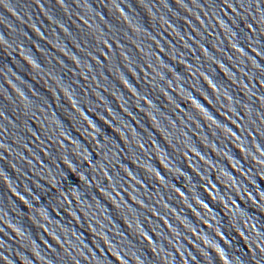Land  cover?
Returning <instances> with one entry per match:
<instances>
[{
	"label": "water",
	"instance_id": "95a60500",
	"mask_svg": "<svg viewBox=\"0 0 264 264\" xmlns=\"http://www.w3.org/2000/svg\"><path fill=\"white\" fill-rule=\"evenodd\" d=\"M264 193V0H0V264H185Z\"/></svg>",
	"mask_w": 264,
	"mask_h": 264
}]
</instances>
